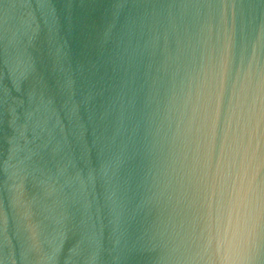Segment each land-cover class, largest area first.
Wrapping results in <instances>:
<instances>
[{
	"label": "water",
	"instance_id": "1",
	"mask_svg": "<svg viewBox=\"0 0 264 264\" xmlns=\"http://www.w3.org/2000/svg\"><path fill=\"white\" fill-rule=\"evenodd\" d=\"M0 264H264V0H0Z\"/></svg>",
	"mask_w": 264,
	"mask_h": 264
}]
</instances>
